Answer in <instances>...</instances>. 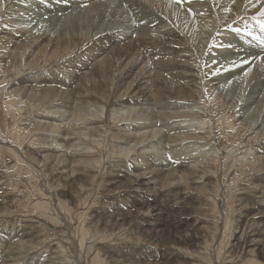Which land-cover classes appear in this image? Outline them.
<instances>
[{"label": "rangeland", "instance_id": "obj_1", "mask_svg": "<svg viewBox=\"0 0 264 264\" xmlns=\"http://www.w3.org/2000/svg\"><path fill=\"white\" fill-rule=\"evenodd\" d=\"M168 1L171 8L166 6L167 11H164L165 13L158 10L159 6L157 8L151 6V8H146V11L151 14L152 19L153 17L158 21L166 19L164 25L170 30H178L176 22L180 26L179 21L184 20L181 18H187L185 19L187 22L185 21L184 24L192 36L190 40L184 38L185 43L177 49L180 53L186 51L184 54L187 56L180 59L184 60L190 68L189 72L186 69L180 71L195 74L196 77L194 75L195 81L193 82L198 83H193V87L187 90L184 88V91L179 89L182 85L179 86L176 83L178 76L172 80L168 79L169 76L166 77L168 80L164 82L168 87L163 88V91L161 89H143L146 84H141V89L136 84L130 88L132 90L128 89L137 78L143 77L147 71H154L153 74L159 72L156 75H159L160 81L163 79L162 77H165V71H160L163 60H159L157 56L159 49L163 46L161 44H156L158 47L155 46L154 49L157 52L154 50L151 56L148 55L135 69V66L131 69V64H128L133 59V55L124 56L121 53L116 55L113 51H106L110 41L105 36L90 35L88 39L79 38L76 36L80 31L79 29L72 33L68 32L69 28L66 25L57 29L55 27L57 22H41L38 15L40 3L43 5L50 0H0V102L1 109L4 111V113H0V118L2 114L4 116H2L0 123L7 120L3 128L0 127V186H2L0 187V197H2L0 198V207H3V209L0 208V264H264V243L259 250L262 252L255 253V256L250 257L251 254L246 253V246H240L241 243L238 241L243 231L245 234L249 232L250 215L264 211V208H252L256 203H264V171L259 172L258 168L255 167L257 163L250 162L254 159L250 153L255 157L260 156L257 153L259 146H263L264 134L261 132L260 136L252 134V128H254L252 124L256 118L250 122H242L244 115H239L247 113V101L256 86L252 84L256 83L258 77H255L256 80L250 84L249 91H247L248 89L244 90V88V94L238 95L240 102L237 96L231 94V89L229 90L230 95L223 93L224 87H226L225 83L232 79L226 80L221 85H214L215 78L220 79L223 76L226 78L229 73L235 72L234 70L238 65L236 64L237 61L230 65L234 58L227 61L228 58H224L222 51L228 47L231 48L234 43L235 45L244 43L245 45L248 43L254 45L256 43L254 46H264V0ZM191 3L194 7L191 6ZM189 4L191 5L189 6ZM187 5L190 7L189 11L186 10ZM192 7L194 10H191ZM32 9L36 10L33 11ZM175 9L178 11H173ZM238 11L241 13L238 14ZM167 13H170L173 19L175 18V22L167 17ZM239 15L241 18L237 17L239 19L237 20L235 17ZM235 20H237L236 23ZM239 24L241 27L238 26ZM247 24L248 27L246 28ZM237 29L242 35L236 31ZM153 36L156 38L155 40L158 39L157 41L161 42L160 36L162 35L154 32ZM237 36L240 39L236 38ZM162 37L164 38L165 35ZM254 37L257 38L253 39ZM84 38L85 40H83ZM99 38H104V42H101ZM120 45L126 46L125 44ZM218 53L222 55L220 56ZM173 54L172 51H167L163 55L165 60L163 63L165 64L166 60L172 61L174 59L172 58ZM221 57L226 60L223 59L222 61ZM150 58L156 59L153 61ZM225 61L228 62L229 66ZM149 62L153 64V71L147 68V64L152 65ZM155 62L159 63L156 65ZM263 63L264 59L260 63L261 67ZM88 66L89 69H87ZM126 66H130L127 69L130 71L129 77H125V73L128 72L124 70ZM230 66L232 68L235 66V68L231 70ZM33 69H38V71L31 74ZM261 73L264 71L261 70ZM235 77L238 78L239 76ZM238 80L240 81V78ZM249 80L250 78L244 82L247 83ZM144 81L142 80L141 83ZM164 82L161 81L160 83L164 84ZM166 82L168 83L166 84ZM189 89H191L190 92ZM87 94H90V97ZM173 96L174 99L178 98L179 100L172 101L170 98ZM234 97L238 103H235ZM119 98L121 99L119 100ZM148 99H152L153 106L151 102L146 101ZM70 103L72 104L70 105ZM35 107H37V111ZM152 108L159 113H155ZM47 110L50 114L58 111L56 117L63 116V118L46 119L42 113ZM8 111H11L10 114ZM229 111L231 112L228 113ZM175 114H177L176 116L182 114L179 117L180 120L174 119ZM140 117L146 118L145 120L143 118L142 121ZM167 117L168 120H166ZM148 118H152V121H149ZM153 118L157 123L154 122ZM63 119L65 120L63 121ZM133 120L135 125H140L141 128L147 127L146 124L141 125L139 123L141 121L155 123L157 126H149L136 131ZM227 120L228 122H226ZM130 122L133 124L131 123V125ZM44 124L47 130L40 133L41 130L39 129L44 128ZM228 125L229 127H227ZM217 126H220L222 131ZM65 127L72 136L63 134ZM248 127L251 129L250 132H247ZM217 130L219 131L217 132ZM54 131H58V133L55 132L54 134ZM209 131L210 134L206 135ZM226 131L230 132L226 133ZM74 132L77 137L74 136ZM132 133H135L133 137ZM138 133L140 135L146 134L143 144L137 148L141 149L137 151L138 153L135 152L125 157L129 152L127 149H132L135 145V142L131 140L138 136L136 135ZM150 133L151 135H149ZM243 133L246 134L241 137ZM9 134L16 136L18 134L16 139L18 141L24 139L23 146L18 141L17 146H15L13 144L14 139L9 138ZM129 135L132 139L127 140ZM201 135L206 143H201L199 140L197 144H187L194 146V148L202 146L203 150L201 149V151H204L200 154L201 156L196 155L194 160L188 161L189 166H191L190 171L193 174L190 175V171L185 170V168L178 169V171L174 165H170L166 169L152 165L153 161H159L158 158L160 157V160L167 159L168 163L170 159V163L180 161L182 155L185 159L188 152L185 150L186 147H182L183 152H186L182 154L181 150L178 152L173 146L177 143L185 144L188 141H193L192 138L195 137L200 136L201 138ZM58 136H66L69 140L70 137L74 136V139L72 138L73 144H70L68 148L71 150L74 146L72 149H75V152H71L72 154L76 152L78 154L83 152L90 154L72 158L62 157L65 155V152L62 151L63 148L61 150L64 143H61ZM80 137L82 143L79 142ZM165 137L166 140H164ZM180 137H187L190 140L175 142ZM256 137L258 139H255ZM146 138L149 140L146 141ZM206 138L207 140L211 138V140L207 142ZM39 139H41V143ZM218 139L220 140L218 141ZM46 143L60 145L61 147L59 148L57 145L56 149H60L62 153L57 151L40 152L39 144ZM3 147H8L6 152L1 150ZM120 148L122 149L119 150ZM8 149H17L18 156H10ZM152 149L155 151H153V155L156 154L157 157L147 155L152 153L149 152ZM252 149H255L254 152L257 150V153H254ZM26 150L34 151L37 161L30 159L28 154L24 152ZM196 152L195 154H197ZM140 154L145 155V157ZM152 156L154 160L151 158ZM250 156L252 159L246 161ZM18 158H21L19 162L16 160ZM23 160L25 161L23 162ZM33 162L37 163L34 164ZM13 163L16 164V167ZM205 165L207 168L204 170L200 168ZM135 166L138 169H135ZM150 166L153 171L148 169ZM194 168L200 169V172H193L195 171ZM216 168L218 172L215 171ZM244 168L245 171H243ZM123 169L124 172L120 173L119 177H113L117 170ZM59 170L70 171V174L79 173V176L77 179L71 177L70 180H64L59 174L57 175ZM205 170L215 172V179L214 177L208 179L204 182L205 185L197 184L196 182L202 181L199 177L202 176L203 172L206 174ZM84 172L85 174H83ZM129 174L134 177H129ZM143 175L147 177L143 181L155 182L150 186L156 187L152 191L156 195L153 200L146 199L145 192H137L138 185L134 186L133 183H130L131 179ZM57 177L60 180H57ZM11 191L13 192L11 193ZM177 198L179 201L182 200L180 204L176 205L174 202ZM148 212H151L149 213L151 215H148ZM29 221L35 222L32 225L28 223ZM258 221H264V219H258ZM25 222L27 225L24 224ZM28 225L33 226V230L37 234L31 243H26L23 246L21 243L24 239L17 238L15 232ZM84 230L83 239L80 233H83ZM8 238H10L9 241L6 240ZM33 243L35 244L34 249ZM53 244H56V248L52 247ZM114 244L116 245L114 246ZM2 246L4 247L2 248ZM149 253L150 255L146 256ZM9 255L10 257H8ZM60 256L62 257L60 258ZM6 258L14 259L11 262L2 261Z\"/></svg>", "mask_w": 264, "mask_h": 264}, {"label": "bare ground", "instance_id": "obj_2", "mask_svg": "<svg viewBox=\"0 0 264 264\" xmlns=\"http://www.w3.org/2000/svg\"><path fill=\"white\" fill-rule=\"evenodd\" d=\"M143 2H141L140 0H50V2H48V3H43V5H42V3H40V6H39V10L40 11H38V15H39V20L42 22H57L58 24L57 25H55V27L58 29V28H60V27H62V25H66V27H68L69 28V30H68V32H72L73 33V31H77V29H79L80 31H78L79 33L76 35V36H79V38H83V37H85L86 39H88L89 38V36L91 35V36H94V35H100V37H102V36H105L106 38H107V40L108 41H110V45H108L107 47L108 48H106L105 50L106 51H108V50H110V51H113L116 55H118L119 53H121V54H124V56L126 55H130V56H132L133 55V59L129 62V64L128 65H130L131 64V67L130 66H126V68L124 69V70H127L129 67L131 68V69H133L132 67L133 66H135L134 67V69L137 67V65L142 61L143 62V60L145 59V58H147L148 57V55H150L151 56V54H153L154 52V48H155V46H157L156 44H161V45H163V46H161V48L159 49V51H158V53H157V56H158V58H159V60L161 59V60H163V62L165 61L164 59H163V55L164 54H166L167 53V51L169 52H173L174 54H173V57L172 58H174L172 61H170V62H168L167 60H166V62H165V64L163 63V62H161V64H162V67H165V68H162L161 67V69L162 70H160V71H165L164 72V76L165 77H162L161 79V81L162 82H164L165 80H168V79H175V76H178L179 78H178V80H177V85H179V86H181L182 85V87H179V89L181 88V89H183L182 91H184V88L187 90L188 88H190V87H193V81H195V79H194V75L192 74V73H185V72H182V71H184L185 69L189 72V68H190V66L184 61V60H181L180 58L181 57H185V56H187V54H184V52H186V51H184V52H182V53H180L179 52V50L177 49V48H180V47H182V44L183 43H185V39L184 38H186V39H189L190 40V38H191V34H190V31H189V29H188V31H187V27H186V25L184 24L185 23V19H187V18H181V19H184V20H180L179 21V23H180V26L177 24V22H176V26H177V29L178 30H170V29H167L166 28V25H164V23H165V20L163 21H158V19H156L155 17H153V19L151 18V14H149L148 13V11H146V8H151V6H156V8L159 6V9L158 10H160V11H162V12H164V11H167V8H166V6L168 7H170V5L168 4L169 3V1L168 0H142ZM227 1V0H226ZM35 2V1H34ZM38 2V1H37ZM44 2V1H43ZM188 2H192V1H188ZM188 2H186V3H188ZM227 2H229V1H227ZM227 2H226V4H227ZM240 2V1H239ZM224 3H225V1H224ZM241 3V2H240ZM250 3V2H249ZM264 3V2H263ZM32 4V3H31ZM30 4V5H31ZM34 4V3H33ZM32 4V5H33ZM192 4V3H191ZM191 4H189V6L191 5ZM200 4V3H199ZM39 5V4H38ZM188 6V5H187ZM188 6V8L186 9L187 11H189L188 9L190 8ZM191 6H193V4L191 5ZM203 6V5H202ZM224 6H226V5H224ZM240 6V5H239ZM194 7V6H193ZM193 7H192V9L191 10H194L193 9ZM222 7H223V5H222ZM257 7H258V5H257ZM261 7V6H260ZM31 8H32V6H31ZM35 8H36V6H35ZM155 8V7H154ZM171 8V7H170ZM173 8H175V7H173ZM186 8V7H185ZM221 8V7H220ZM225 8V7H224ZM169 9V8H168ZM198 9V8H197ZM229 9V8H228ZM236 9V8H235ZM239 9H241L240 7H239ZM239 9H237V10H239ZM30 10V9H29ZM33 10V9H32ZM34 10H36V9H34ZM33 10V11H34ZM151 10H153V9H151ZM170 10V9H169ZM168 10V11H169ZM177 9H175V10H173V11H176ZM223 10V9H222ZM256 10H258V9H256ZM155 11L157 12V10L155 9ZM155 11H153V12H155ZM178 11V10H177ZM227 11V10H226ZM236 11V10H235ZM241 11V10H240ZM246 11V10H245ZM161 12V13H162ZM195 12V11H194ZM27 13V12H26ZM25 13V14H26ZM37 13V12H36ZM165 13V12H164ZM163 13V14H164ZM173 13V12H172ZM190 13H191V11H190ZM233 14H234V12H232ZM235 13H237V12H235ZM241 13V12H240ZM239 13V11H238V14H240ZM248 13V12H247ZM32 14V13H31ZM153 14H155V13H153ZM159 14V13H158ZM169 14V15H168ZM174 14V13H173ZM192 14V13H191ZM28 15V14H27ZM156 15H157V13H156ZM175 15V14H174ZM24 16V15H23ZM155 16V15H154ZM173 16V15H172ZM176 16V15H175ZM175 16H173V17H175ZM186 16V15H185ZM232 16H234V15H232ZM26 17V16H25ZM167 17H170L169 19H171V20H173L174 22H175V18L173 19L172 17H171V15H170V13H167ZM181 17V16H180ZM237 17H239V18H241L240 17V15L239 16H236L235 18L237 19V20H239ZM155 18V19H154ZM162 18V17H161ZM190 18V17H189ZM188 18V19H189ZM233 18V17H232ZM177 19H178V17H177ZM176 19V20H177ZM231 19V18H230ZM237 20H235V23H236V21ZM178 21V20H177ZM233 21V20H232ZM187 22V21H186ZM234 23V22H233ZM239 23V22H238ZM242 23V22H241ZM248 23V22H247ZM41 24V23H40ZM190 24V23H189ZM244 24V23H243ZM245 25V24H244ZM20 26H22V25H20ZM239 27H241V25L239 24L238 25ZM251 26V25H250ZM261 26V25H260ZM194 27V26H193ZM248 27V24H247V26H246V28ZM253 27H255V26H253ZM262 27V26H261ZM260 27V28H261ZM55 28V29H56ZM245 28V27H244ZM191 29H192V27H191ZM190 29V30H191ZM194 29V28H193ZM262 29V28H261ZM250 30V29H249ZM255 30V29H254ZM240 31H242V30H240ZM251 31V30H250ZM261 31V30H260ZM154 32H158L160 35H165V37L163 38L162 36H160V40H161V42H158L157 40H155L156 38L153 36V33ZM247 32H249V31H247ZM253 32V31H252ZM127 33V35H125ZM240 33V32H239ZM76 34V33H75ZM74 34V35H75ZM241 35H242V33H240ZM244 34V33H243ZM254 34V33H253ZM263 34V33H262ZM261 34V35H262ZM237 35V34H236ZM245 35H246V33H245ZM255 35V34H254ZM260 35V36H261ZM264 35V34H263ZM19 36V35H18ZM234 36V35H233ZM239 36V35H238ZM236 37V38H239V37ZM242 37V36H241ZM258 37V36H257ZM256 37V38H257ZM263 37V36H262ZM85 38L83 39V40H85ZM203 38V37H202ZM232 38V37H231ZM234 38H235V36H234ZM255 37L253 38V39H256ZM94 39V38H93ZM100 39V41L102 42H104V38L103 39H101V38H99ZM240 39V38H239ZM248 39H249V37H248ZM263 39V38H262ZM12 40V39H11ZM96 40V39H95ZM150 40H152V42H150ZM153 40H155V41H153ZM164 40V41H163ZM200 40H203V39H200ZM231 40V39H230ZM237 39H235V41H236ZM245 40V39H244ZM259 40V39H258ZM99 41V42H100ZM238 41V40H237ZM241 41V40H240ZM246 41V40H245ZM252 41H254V40H252ZM263 41V40H262ZM200 42V41H199ZM260 42V41H259ZM227 43H229V42H227ZM233 43H234V40H233ZM240 43V42H239ZM242 43H243V41H242ZM252 43V42H251ZM120 44H125L126 46H123L122 47V45H120ZM230 44V43H229ZM256 44V43H255ZM254 44V45H255ZM53 45V44H52ZM202 45V44H201ZM204 45V44H203ZM202 45V46H203ZM227 45V44H226ZM254 45H252V44H250V43H248V44H246L245 45V43L244 44H238V45H235V43H234V46L233 45H231V48L230 47H228V48H226L224 51H222L223 52V55H224V58L226 57V59H227V61L229 60V59H232V58H234V62L235 61H237L236 62V64H238L237 65V67H236V69L233 71L234 73H232V74H230L229 73V75L225 78V76H221L222 78H220V79H216L215 78V76H214V78H215V83H214V85L216 84V85H221L223 82H226V80H230V79H232L231 81H227V83H225V86L226 87H224L225 88V90L223 91V93H227L228 95H230V92H229V90L231 89V94H233L235 97L237 96L238 97V95L240 94V93H242V94H244V92H243V89L244 90H247L251 85V83H253L252 81L253 80H256V78L255 77H258L257 78V80H256V83L255 84H252V85H256L255 87H254V90L250 93V95H249V98L248 97H245V98H248L249 100L247 101L248 102V109H247V113H242V114H239V115H244L243 116V119H242V122H244V121H247V122H250L251 120L253 121L254 120V118H256V120L253 122V126H254V128H252V134L254 133V135H256V136H260L261 134H260V132L261 133H263L264 134V132H262V131H264V73H261L260 74V72H261V70H262V72L264 71V63L262 64V67H261V65H260V63H261V61L264 59V46H260V47H257V46H254ZM82 46H83V44H82ZM200 46V45H199ZM158 47V46H157ZM91 48V47H90ZM119 48V49H118ZM223 50V49H222ZM109 51V52H110ZM156 51V50H155ZM153 52V53H152ZM157 52V51H156ZM221 51H220V53H222ZM219 54V53H218ZM172 55V54H171ZM217 55V54H216ZM220 55V54H219ZM222 55V54H221ZM220 55V56H221ZM153 56V55H152ZM156 57V56H155ZM213 57V56H212ZM215 57V56H214ZM154 58V57H153ZM157 58V57H156ZM155 58V59H156ZM167 58V57H166ZM171 58V59H172ZM220 58V57H219ZM223 58V59H224ZM236 58V59H235ZM150 59H152V58H150ZM154 59V60H155ZM181 61H180V60ZM215 59V58H214ZM221 59H222V57H221ZM223 59H222V61H223ZM226 59H224V60H226ZM153 60V59H152ZM153 60V61H154ZM158 60V61H159ZM219 61H220V59H219ZM227 61H225L226 63H227V65H228V62ZM231 61V60H230ZM216 62H217V59H216ZM117 63V62H116ZM148 63V62H147ZM149 63H151V62H149ZM156 63H159V62H155L154 64H156ZM218 63V62H217ZM221 63V62H220ZM230 63H232V64H230V65H233V60H232V62H230ZM152 64V63H151ZM225 64V63H224ZM157 65V64H156ZM258 65H260V66H258ZM122 66V65H121ZM153 66V64L152 65H150V64H147V68L148 69H150V70H154V67H152ZM158 66H159V64H158ZM229 66V65H228ZM117 67V66H116ZM155 67H157V66H155ZM38 68V67H37ZM219 68V67H218ZM228 68V67H227ZM229 68H232L231 66L229 67ZM233 68H235V66L233 67ZM233 68L231 69V70H233ZM259 68V69H258ZM40 69V68H39ZM87 69H89V66L87 67ZM130 69V70H131ZM147 69V70H148ZM220 69V68H219ZM224 69V68H223ZM222 69V70H223ZM180 70H182V71H180ZM230 70V71H231ZM31 71V70H30ZM36 71H38V69L37 70H34L33 69V71L31 72V74L33 73V72H36ZM123 71V70H122ZM128 71V70H127ZM156 71V70H155ZM130 71H128V72H126L125 73V77H129L130 75L128 74ZM168 72V73H167ZM191 72V71H190ZM154 73V71L153 72H151V71H147V73L142 77V79H140V78H137L133 83H132V86H130L128 89H130V88H132L133 87V85L134 84H136V86L137 85H139V88L141 87V84H146V86H145V88L143 87V89H149V90H151V89H158V90H164V89H166L168 86L167 85H165V82H164V84L162 83H160L161 81H160V78H159V75L157 76L156 74H158V73H156V74H153ZM167 73V74H166ZM227 73V72H226ZM226 73H224V74H226ZM216 75V74H215ZM219 75V74H218ZM239 76L238 78H240V81L238 80V78L237 77H235V76ZM163 76V75H162ZM170 77V78H168V79H166V77ZM195 77H196V75H195ZM216 77H218V76H216ZM219 78V77H218ZM248 78H250V80H249V82H247V83H245L244 81H246ZM234 79V80H233ZM142 80H145L144 82H142L141 83V81ZM171 80H169V81H171ZM236 80H238V81H236ZM179 81V82H178ZM196 81H197V79H196ZM173 83L175 82V81H172ZM181 82V83H180ZM168 82H166V84H167ZM171 83V82H170ZM198 83V82H197ZM196 82L194 83V84H197ZM213 83V82H212ZM240 83V84H239ZM181 84V85H180ZM243 84H244V86H243ZM184 86V87H183ZM195 86V85H194ZM224 86V85H223ZM213 87V86H212ZM164 88V89H163ZM197 88V87H196ZM222 88V87H221ZM224 88H222V89H224ZM141 89V88H140ZM180 89V90H181ZM250 89V88H249ZM249 89L247 90V91H249ZM21 90H22V88H21ZM130 90H132V89H130ZM129 90V91H130ZM179 90V91H180ZM185 90V91H186ZM194 90V89H193ZM192 90V91H193ZM212 90V89H211ZM61 91V90H60ZM155 91V90H154ZM166 91V90H165ZM189 92L191 91V89H189L188 90ZM246 91V92H247ZM251 91V90H250ZM215 92V91H214ZM245 92V93H246ZM221 93V92H220ZM241 94V95H242ZM90 94H87V96H89ZM214 95V94H213ZM224 95V94H223ZM228 95H227V98H228ZM226 96V95H225ZM246 96V95H245ZM79 97H81V96H79ZM83 97V96H82ZM90 97V96H89ZM230 97V96H229ZM231 97H232V95H231ZM231 97H230V99H231ZM234 97V98H235ZM130 98H131V96H130ZM170 98V97H169ZM226 98V97H225ZM233 98V99H234ZM239 98V97H238ZM78 99V98H77ZM121 98H119V100H120ZM172 101H174V100H179L178 98H175L174 99V96H173V98H170ZM218 99V98H217ZM243 99H244V97H243ZM74 100V99H73ZM138 100V99H137ZM145 100V99H144ZM229 100V99H228ZM236 100V98L234 99V101ZM239 100V102H240V98L238 99ZM237 100V101H238ZM241 100H242V97H241ZM246 100V99H245ZM143 101V100H142ZM146 101H149V103L151 102V104H152V106L154 105V102L152 101V99H148V100H146ZM181 101V100H180ZM184 101V100H183ZM182 101V102H183ZM232 101V100H231ZM234 101H233V103H234ZM76 102V101H75ZM170 102V101H169ZM175 102V101H174ZM244 102V101H243ZM4 103V102H3ZM3 103H2V105H3ZM59 103H60V101H59ZM64 103V102H63ZM88 103V102H87ZM232 103V102H231ZM235 103H238V102H236L235 101ZM242 103V102H241ZM244 103V105H246ZM52 104V103H51ZM62 104V103H61ZM66 104H68V103H66ZM72 103H70V105H71ZM88 104H90V103H88ZM146 104V103H145ZM148 104V103H147ZM175 104V103H174ZM69 105V104H68ZM243 105V106H244ZM126 106V105H125ZM242 106V107H243ZM3 107V106H2ZM241 107V106H240ZM245 107V106H244ZM244 107H243V109H244ZM52 108V107H51ZM50 108V109H51ZM68 108V107H67ZM154 108H156V107H154ZM154 108H152L153 110H154V112L156 113H159L158 111H155L156 109H154ZM239 108V107H238ZM246 108V107H245ZM35 109H36V111H37V107H35ZM46 110V109H45ZM125 110V109H124ZM142 110V109H141ZM146 110V109H145ZM147 111V110H146ZM145 111V112H146ZM150 111V110H149ZM239 111V110H238ZM237 111V112H238ZM241 111V110H240ZM4 113V111H2V109H1V102H0V113ZM10 112L11 111H8V114H10ZM153 112V113H154ZM231 111H229L228 113H230ZM234 112H235V110H234ZM236 112V113H237ZM242 112V111H241ZM38 113V112H37ZM36 113V114H37ZM41 113V112H40ZM59 112L58 111H56L55 113H53V114H50V112L47 110L46 112L45 111H43V113H42V115L43 116H45V118L46 119H58L59 117H61V116H59V117H56V115L58 114ZM152 113V114H153ZM160 113H162V112H160ZM164 113V112H163ZM235 113V114H236ZM7 114V113H6ZM7 114V115H8ZM144 113H142V115H143ZM169 114V113H168ZM234 114V115H235ZM5 115V114H4ZM135 115V114H134ZM141 115V116H142ZM145 115V114H144ZM165 115H166V113H165ZM177 114H175L174 115V119L176 120V118H178L179 119V117L182 115V114H180V116H176ZM232 115H233V113H232ZM238 115V114H237ZM2 116H3V114H2ZM2 116H1V118H0V121H1V119H2ZM55 116V117H54ZM58 116V115H57ZM167 116V115H166ZM176 116V117H175ZM4 117V116H3ZM133 117V116H132ZM151 117V116H150ZM154 117H155V115H154ZM160 117H162V116H160ZM159 117V118H160ZM173 117V116H172ZM182 117H184V116H182ZM228 117H230V116H228ZM234 117H236V116H234ZM233 117V118H234ZM239 117V116H238ZM8 118V117H7ZM63 118V116L61 117V119ZM136 118H137V116H136ZM141 118V117H140ZM144 118V117H143ZM143 118H141V120L143 119ZM146 118V117H145ZM145 118H144V120H145ZM163 118V117H162ZM240 118V117H239ZM10 119V118H9ZM149 119V118H148ZM148 119H146V120H148ZM152 119V118H151ZM151 119H149V121L151 120ZM155 119H156V117H155ZM155 119L153 118V120H154V122L155 123H157L156 121H155ZM158 119V118H157ZM232 119V118H231ZM65 119H63V121H64ZM166 120H168V117H167V119ZM180 120V119H179ZM230 120V119H229ZM241 120V119H240ZM63 121H62V123H63ZM137 121V120H136ZM143 121V120H142ZM139 122V121H137V122H139V123H141V125L142 124H146L145 126H147V127H149V126H151V127H153L154 125H156L155 123H150V122ZM152 121V120H151ZM163 121H165V120H163ZM173 121V120H172ZM6 122H7V120H3L1 123H0V127L1 128H3V126L6 124ZM132 122H134V120L132 121ZM132 122H130V124L132 123ZM159 122V121H158ZM226 122H228V120L226 121ZM160 123H161V120H160ZM231 123V122H230ZM41 124H42V122H41ZM96 124V123H95ZM126 124V123H125ZM133 124V123H132ZM131 124V125H132ZM227 124H229V123H227ZM226 124V125H227ZM249 124H251V123H249ZM56 125V124H55ZM162 125V124H161ZM234 125V124H233ZM63 126V125H62ZM64 126H66V125H64ZM91 126V125H90ZM93 126V125H92ZM134 126H135V128H136V131H138V130H140V129H145V128H147V127H143V128H141V126L139 127V126H136L135 125V122H134ZM144 126V125H143ZM157 126V125H156ZM221 126V125H220ZM219 126V127H220ZM234 126H236V125H234ZM7 127H9V126H7ZM43 127L44 128H41V129H39V130H41L40 131V133L42 132V131H46L47 130V128L45 127V124L43 125ZM99 127V126H98ZM174 127V126H173ZM178 127H180V126H178ZM182 127V126H181ZM218 127V126H217ZM218 127V129H220L221 130V128H219ZM226 127V126H225ZM227 127H229V125L227 126ZM26 128H28V127H26ZM61 128V127H60ZM134 128V129H135ZM235 128V127H234ZM250 128H251V126H250ZM6 129V128H5ZM8 129V128H7ZM62 129V128H61ZM132 129V128H131ZM175 129V128H174ZM179 129H183V128H179ZM213 129V128H212ZM248 129H249V127H248ZM247 129V130H248ZM29 130V129H28ZM50 130V129H49ZM119 130H121V129H119ZM178 130V129H177ZM6 131V130H5ZM14 131V130H13ZM31 131V130H30ZM59 131V130H58ZM58 131H54V134H55V132H57L58 133ZM212 131V130H211ZM219 130H217V132H218ZM222 131V130H221ZM251 131V129H249L247 132H250ZM36 132V131H35ZM50 132V131H49ZM53 132V131H52ZM69 130L67 129L66 130V127H65V130L63 129V134H65V135H67V136H72V135H70L69 133ZM72 132V131H71ZM120 132H122V131H120ZM140 132V131H139ZM156 132V131H155ZM155 132H152V133H155ZM230 132V131H229ZM229 132H227L226 131V133H229ZM232 132V131H231ZM20 133H21V131H20ZM29 133V132H28ZM161 133H162V131H161ZM160 133V134H161ZM207 133V132H206ZM213 133V132H212ZM224 133V132H223ZM12 134H13V132H12ZM12 134H9V138H12V139H14V141H13V144H15V146H17V141L18 140H16L17 138H18V134H17V136L16 135H12ZM15 134V133H14ZM32 134V133H31ZM36 134V133H35ZM43 135H44V133H42ZM53 134V133H52ZM120 134V133H119ZM122 134V133H121ZM135 133H132L131 135H132V137H133V135H134ZM159 134V133H158ZM157 134V136H159ZM204 134V133H203ZM210 134V131H209V133H207L206 135H209ZM246 133H243V136H241V137H244V135H245ZM4 135V134H3ZM8 135V134H7ZM41 135V134H40ZM76 134H75V132H74V136H75ZM131 135H129L128 136V139L127 140H130V139H132L131 138ZM136 135H138V136H136V137H134L131 141H134L135 142V145L133 146V148L132 149H127V151H129V152H127V154L128 155H126L125 157H128L129 155H131V154H133V153H135V152H137L138 150H140L141 148H139V149H137L141 144H143V141L145 140V135L146 134H136ZM140 135V136H139ZM149 135H151V133L149 134ZM148 135V136H149ZM165 135V134H164ZM205 135V134H204ZM228 135V134H227ZM15 136V137H14ZM46 136V135H45ZM48 136V135H47ZM51 136V135H50ZM73 136V137H74ZM80 136V135H79ZM124 136V135H123ZM125 136H127V135H125ZM198 136V135H197ZM212 136V135H211ZM263 136V135H262ZM4 137V136H3ZM32 137V136H31ZM58 137H60V136H58ZM73 137H70L71 139L69 140V138L67 137L66 138V136L65 137H60L59 138V140L61 141V143L63 142L64 143V145H62V147L60 146V145H58V144H52L51 145V143H46V144H39V149H40V152H43V151H57V152H61V150H62V148H63V150L62 151H64L65 152V155H62V157L63 156H66L67 158L69 157V158H72V157H76V156H80V155H87V154H90V153H88V152H83V153H81V154H78L77 152L76 153H74V154H72L71 152H75V149H72V148H74V146H72V148H71V150H68V148H69V146H70V144H73L72 143V141H74L73 139ZM75 137H77V136H75ZM119 137V136H118ZM150 137V136H149ZM148 137V138H149ZM163 137V136H162ZM161 137V138H162ZM191 137H195V136H191ZM52 138V137H51ZM54 138V137H53ZM73 138V139H72ZM79 138V137H78ZM148 138H146V141L147 140H149ZM152 138V137H151ZM170 138V137H169ZM207 138H209V137H207ZM207 138H206V140H207ZM262 138V137H261ZM260 138V139H261ZM4 139H5V137H4ZM21 139V138H20ZM23 139V138H22ZM30 138L28 137V140H29ZM55 139H57L56 138V136H55ZM76 139V138H75ZM80 139H81V137H80ZM121 140H122V138H120ZM193 139V141H188V142H186L185 144H181V143H177V145L175 144L173 147H175L176 149H177V151L178 150H181L182 151V154L185 152H183V150H182V147H186L185 148V150H188V152L186 153V156H185V159H183V157H184V155H182L183 157L181 158V159H183V161H181V159H179L180 161H175V162H171L170 163V161H171V159H170V161H169V163L167 162V159H165V160H160V158H158L159 159V161H153L154 160V158H153V156H155V155H153V153L155 152L153 149L152 150H150L149 152H152V153H148L147 155H153L151 158H153V160L152 159H150V160H152L153 161V163H152V165H157V166H159V168L161 167V168H163V169H166V168H168L170 165H174V166H176L177 168H175V169H182V168H185V170H188V171H190L191 170V166H189V162L188 161H192V160H194L193 158L197 155V156H199L201 153H203L204 151H201V149H202V146H200V147H196V148H194V146H188L187 144L188 143H193V144H197L198 142H199V140H200V142L202 143V142H205L204 141V137H202V135H201V138H200V136L199 137H195V138H192ZM223 139V138H222ZM255 139H258L257 137L255 138ZM263 139V138H262ZM41 139H39V141H40ZM47 140H48V138H47ZM123 140H125V139H123ZM164 140H166V137H165V139ZM173 140V139H172ZM186 140H190L189 138H187V137H180V138H177L176 140H175V142H181V141H186ZM209 140V139H208ZM208 140H207V142H208ZM210 140H211V138H210ZM209 140V141H210ZM216 140V139H215ZM220 139H218V141H219ZM5 141V140H4ZM34 141H36L37 142V140H34ZM44 141V140H43ZM42 141V142H43ZM45 141H46V138H45ZM49 141V140H48ZM76 141H77V139H76ZM82 141V139L79 141L80 143H82L81 142ZM225 141V140H224ZM223 141V142H224ZM239 141H241L240 139H239ZM19 142V144L21 145V146H23L22 145V143H25L24 142V139L23 140H19L18 141ZM26 142H27V140H26ZM53 142V141H52ZM57 142V141H56ZM55 142V143H56ZM213 142V141H212ZM262 142V141H261ZM264 142V141H263ZM40 143H41V141H40ZM45 143V142H44ZM126 143V142H125ZM145 143V142H144ZM206 143V142H205ZM211 143V142H210ZM214 143H216V142H214ZM227 143V142H226ZM246 143H248V144H251L250 142H246ZM48 144V145H47ZM50 144V145H49ZM74 144H75V142H74ZM192 144V145H193ZM211 144H213V143H211ZM221 144V143H220ZM239 144V143H238ZM244 144V143H243ZM261 144V143H260ZM1 145V144H0ZM19 145V146H20ZM57 145H58V147L60 148L61 147V150L59 149H56V147H57ZM76 145V144H75ZM80 145V144H79ZM119 145H121V144H119ZM208 145V144H207ZM236 145V144H235ZM7 146L9 147V145L7 144ZM14 146V147H15ZM26 146V145H25ZM54 146V147H53ZM162 146V145H161ZM160 146V147H161ZM196 146V145H195ZM247 146V145H246ZM1 147V146H0ZM8 147H3V148H1V150H4L5 152H6V149L8 148ZM48 147V149H46ZM115 147H116V145H115ZM144 147V146H143ZM142 147V148H143ZM169 147H171V146H169ZM181 149H180V148ZM241 147H242V144H241ZM240 147V148H241ZM260 148H259V151H258V153L255 151H253V150H255V149H252V151L254 152V153H257V155L259 156V157H255L254 155H252V153H250L251 154V156H253L254 157V159L251 161L250 160V162H252V163H257V165L255 166V167H257L258 168V171L259 172H263L264 171V143H263V146L261 147V145L259 146ZM78 148V147H77ZM179 148V149H178ZM225 148V147H224ZM249 148V147H248ZM253 148V147H252ZM37 149V148H36ZM65 149V150H64ZM85 149V148H84ZM87 149V148H86ZM92 149V148H91ZM122 148H120L119 150H121ZM125 149V148H124ZM172 149V148H171ZM175 149V150H176ZM191 149V150H190ZM204 149H205V147H204ZM10 150V151H9ZM16 150L17 149H8L7 151H8V153L10 154V156H14V157H17L18 156V154L16 153ZM142 150H144V149H142ZM141 150V151H142ZM174 150V151H175ZM203 150V149H202ZM76 151H77V149H76ZM84 151V150H83ZM123 151V150H122ZM121 151V152H122ZM154 151V152H153ZM173 151V152H174ZM197 151V152H196ZM23 152V151H22ZM24 152H26L27 154H28V156L30 157V159H33V161H34V159H35V154H34V151H32V152H29L28 150H26V151H24ZM79 152V151H78ZM120 152V151H119ZM124 152V151H123ZM171 152H172V150H171ZM176 152V151H175ZM179 152V151H178ZM195 152L197 153V154H195ZM209 152V151H208ZM248 152V151H247ZM62 153V152H61ZM138 153V152H137ZM143 153H146V152H143ZM184 153V154H185ZM244 153H245V151H244ZM6 154V153H5ZM24 154V153H23ZM37 154H39V153H37ZM92 154H94V153H92ZM123 154V153H122ZM125 154V153H124ZM123 154V155H124ZM142 154V153H141ZM140 154V155H141ZM248 154V153H247ZM262 154V155H261ZM59 155V154H58ZM57 155V156H58ZM206 155V154H205ZM232 155V154H231ZM246 155V154H245ZM249 155V154H248ZM27 156V155H26ZM27 156V157H28ZM38 156V155H37ZM41 156V155H40ZM141 156H143V157H145V155H141ZM196 156V157H197ZM201 156V155H200ZM237 156V155H236ZM249 157V158H247L248 160H246V161H249V159L251 158L252 159V157ZM5 157H7V156H5ZM28 157V158H29ZM39 157V156H38ZM42 157V156H41ZM59 157H61V156H59ZM155 157H157V156H155ZM159 157V156H158ZM232 157V156H231ZM149 158H150V156H149ZM166 158V157H165ZM200 158V157H199ZM15 159V158H14ZM30 159H28V160H30ZM5 160V159H4ZM16 160H18L17 162H19V160H21V158H18V159H16ZM26 160V159H25ZM25 160H23V162L25 161ZM39 160V159H38ZM64 160V159H63ZM169 160V159H168ZM241 160H242V157H241ZM31 161V160H30ZM35 161H37L36 159H35ZM66 161H69V159H66ZM17 162H16V164H17ZM39 162V161H38ZM41 162V161H40ZM58 162V161H57ZM243 162H244V160H243ZM249 162V165L251 164ZM34 163V162H33ZM37 162H35L34 164H36ZM42 163V162H41ZM15 163H13V165H14ZM16 164L14 165V167H16ZM22 164V163H21ZM40 164V163H39ZM39 164H37V165H39ZM207 164V163H206ZM248 164V163H247ZM41 165V164H40ZM59 165V164H58ZM61 165H63V164H61ZM246 165V164H245ZM245 165H243V166H245ZM120 166V165H119ZM208 166V165H207ZM210 166H212L211 164H210ZM209 166V167H210ZM251 166V165H250ZM20 167V166H19ZM60 167V166H59ZM59 167H58V169H59ZM130 167V166H129ZM215 167V166H214ZM213 167V168H214ZM254 167V168H255ZM135 169H138V167H134ZM151 168V166L148 168L149 170H151V171H153L152 169H150ZM201 169H205V168H207L206 167V165L205 166H201L200 167ZM9 169V168H8ZM7 169V170H8ZM10 169H12V167H10ZM9 169V170H10ZM57 169V168H56ZM118 169V168H117ZM121 169V168H120ZM157 169V168H156ZM195 169V168H194ZM218 169H219V167H218ZM46 170V169H45ZM155 170V169H154ZM157 170H159V169H157ZM217 170V168L215 169V171ZM44 171V170H43ZM161 171V170H160ZM179 171V170H178ZM193 171V170H192ZM196 171L197 172H200V169L199 170H197V169H195V171H193V172H195L196 173ZM202 171V170H201ZM220 171V170H219ZM236 171V170H235ZM240 171V170H239ZM243 171H245V168H244V170ZM247 171V170H246ZM54 172H55V169H54ZM86 172V171H85ZM85 172L83 173V174H85ZM90 172V171H89ZM122 172H124V169L123 170H117V173H115L114 175H113V177H119L121 174L120 173H122ZM216 172H218V170L216 171ZM13 173V172H12ZM159 173V172H158ZM204 173V172H203ZM202 173V176L200 175V177H199V179L200 180H202L201 182H196L197 184H203V185H205L204 184V182L205 181H207L208 179H212L215 175H216V173L215 172H213V171H210V170H205V173L206 174H203ZM234 173V172H233ZM9 174V173H8ZM60 175L61 176V178L62 179H66V180H70L71 179V177H72V179H77V177L79 176V173H71L70 174V171L69 172H67V171H58L57 172V175ZM81 174V173H80ZM191 174H193L191 171H190V175ZM215 174V175H214ZM219 174V173H218ZM15 175V174H14ZM56 175V176H57ZM131 174H129V177H134L133 175H131ZM198 175V174H197ZM197 175H196V177H197ZM85 176V175H84ZM87 176H89V175H87ZM218 176V175H217ZM8 177H9V175H8ZM194 177H195V175H194ZM252 177V176H251ZM58 179L57 180H60V178L59 177H57ZM145 178H147L146 176H137L136 177V179H131L130 180V183H133L134 184V186L135 185H138L137 187H138V189H136V191L138 192H142V193H144L145 192V194L147 195L146 196V199H148V200H153L155 197H156V195L155 194H153L152 193V191H154L155 190V188L156 187H150L152 184H154L155 182H150V181H143V179H145ZM214 179H215V177H214ZM56 181V180H55ZM195 183V182H194ZM9 184V183H8ZM1 185V184H0ZM9 185H11V184H9ZM0 187H2V186H0ZM10 187V186H9ZM13 187V186H12ZM17 187V186H16ZM13 189H14V187H13ZM60 189V188H59ZM16 190V189H15ZM134 190V189H133ZM2 191V190H1ZM10 191V190H9ZM21 191V190H20ZM13 191H11V193H12ZM16 192V191H15ZM28 193V192H27ZM181 193H183V192H181ZM246 193V192H245ZM248 193V192H247ZM5 194V193H4ZM7 194V193H6ZM18 194H20L19 192H18ZM178 194V193H177ZM21 195H24V194H21ZM140 195V194H139ZM173 195V194H172ZM250 195V194H249ZM25 196V195H24ZM170 196V195H169ZM175 197H176V194L174 195ZM12 197H13V195H12ZM23 197V196H22ZM134 197V196H133ZM172 197V196H171ZM0 198H2V197H0ZM6 198V197H5ZM7 198H9V197H7ZM35 198V197H34ZM172 198H174V197H172ZM14 199V198H13ZM29 199V198H28ZM181 199V198H180ZM18 200V199H17ZM30 200V199H29ZM119 200V199H118ZM175 200V199H174ZM178 200V198L175 200V204L177 205V204H180L181 202V200L179 201H177ZM1 201V200H0ZM8 201V200H7ZM27 201V200H26ZM16 202V201H15ZM14 202V203H15ZM30 202H31V200H30ZM121 202V201H120ZM126 203V202H125ZM124 203V204H125ZM42 204H43V201H42ZM116 204V203H115ZM128 204V203H127ZM248 205V204H247ZM255 206H253L252 208H264V203L262 202H260V203H256V204H254ZM63 206V205H62ZM125 206V205H124ZM245 206V205H244ZM2 207V206H1ZM0 207V208H1ZM27 207H28V205H27ZM39 207V206H38ZM65 207V206H64ZM22 208V207H21ZM41 208H42V206H41ZM2 209H3V207H2ZM247 209H249L248 207H247ZM28 212V211H27ZM34 212H35V210H34ZM70 212V211H69ZM73 212V211H72ZM71 212V213H72ZM39 213H41V212H39ZM149 213H151V212H148L147 214L148 215H151V214H149ZM35 214V213H34ZM42 214V213H41ZM45 214V213H44ZM120 214V213H119ZM68 215V214H67ZM72 215V214H71ZM71 215H70V217H71ZM116 215V214H115ZM35 216V215H34ZM121 216V215H120ZM251 217H250V219H249V221L251 222L248 226H250L249 227V232H248V234H245V232L243 231V233L241 234V236L239 237V242L241 243V245L240 246H246V253L247 254H251L250 255V257H252V256H255V253H260V252H262V251H260L259 252V250H260V246L264 243V221H258V219L259 220H262V219H264V211H259V212H257V213H254V214H251L250 215ZM49 217V216H48ZM47 217V218H48ZM116 217H117V215H116ZM119 217V216H118ZM129 217V216H128ZM126 218V217H125ZM53 219H55V218H53ZM73 219V218H72ZM118 219V218H117ZM57 220V219H56ZM48 221H50L49 219H48ZM54 221V220H53ZM33 222H35V221H32V222H28V223H33ZM42 222V221H41ZM57 222V221H56ZM50 223V222H49ZM54 223V222H53ZM122 223V222H121ZM19 224V223H18ZM25 225H27L26 224V222L24 223ZM34 224V223H33ZM32 224V225H33ZM52 224V223H51ZM58 224V223H57ZM149 224H152L151 222H149ZM14 225V224H13ZM23 225V224H22ZM37 225V224H36ZM54 225V224H53ZM117 225H119V224H117ZM122 225V224H121ZM77 226H79V223H77ZM248 226H247V228H248ZM246 227V226H245ZM33 226H31V225H28V226H24L23 228H22V230H18V231H16L15 232V236H17V238L19 237V239H24L23 240V243H21L23 246H24V244H26V243H31L32 242V240H34L35 238H36V236H35V234H37L36 232H35V230H33ZM79 228V227H78ZM251 228H253V229H251ZM15 230H17V229H15ZM78 230V229H77ZM37 231V230H36ZM40 231V230H39ZM153 231V230H152ZM247 231V230H246ZM46 232V231H45ZM54 232V231H53ZM12 233V232H11ZM39 233V232H38ZM41 233V232H40ZM39 233V234H40ZM80 234H82L81 236H82V238L84 239V236H85V230L83 231V233H80ZM79 234V235H80ZM11 235V234H10ZM248 235V236H247ZM40 236V235H39ZM42 236V235H41ZM54 236V235H53ZM53 236H52V238H53ZM11 237H13V235H11ZM57 237V236H56ZM80 237V236H79ZM7 238V237H6ZM37 239H38V236H37ZM42 239V238H41ZM7 241H9L10 240V238H8V239H6ZM59 240V239H58ZM4 241V240H3ZM2 241V242H3ZM43 241V240H42ZM81 241V240H80ZM46 242V241H45ZM82 242V241H81ZM39 243V242H38ZM47 243V242H46ZM80 243V242H79ZM3 244V243H2ZM10 244H11V242H10ZM15 244V243H14ZM17 244V243H16ZM21 244L19 243V246H21ZM34 244V243H33ZM58 244V243H57ZM116 244H118V243H116ZM116 244H114V246L116 245ZM1 245V244H0ZM13 245V244H12ZM31 245V247H32V244H30ZM41 245V244H40ZM5 246V245H4ZM4 246H2V248L4 247ZM19 246H17V247H19ZM34 246H35V244L33 245V249H34ZM9 247V246H8ZM13 247H14V245H13ZM40 247V246H39ZM52 247H55L56 248V244H53L52 245ZM1 248V249H2ZM7 248V247H6ZM21 248H22V246H21ZM26 248L24 247V250H25ZM49 249V248H48ZM53 249V248H52ZM115 249V248H114ZM10 250H12V249H10ZM19 250V249H18ZM31 250H32V248H31ZM57 250V249H56ZM1 251V250H0ZM8 251V250H7ZM47 251V250H46ZM45 251V252H46ZM59 251V250H58ZM57 251V252H58ZM18 252V251H17ZM22 252V251H21ZM25 252V251H24ZM42 252V251H41ZM44 252V251H43ZM52 252V251H51ZM54 252H56V251H54ZM53 252V253H54ZM115 252V251H114ZM113 252V253H114ZM8 253V252H7ZM10 253V252H9ZM13 253V252H12ZM16 253V252H15ZM14 253V254H15ZM47 253V252H46ZM49 253V252H48ZM11 254V253H10ZM18 254H20L19 252H18ZM4 255V254H3ZM22 255H23V252H22ZM21 255V256H22ZM57 255V254H56ZM97 255V254H96ZM150 255V253L149 254H147L146 256H149ZM257 255V254H256ZM7 256V255H6ZM16 256V255H15ZM26 256H27V254H26ZM8 257H10V255L8 256ZM48 258H49V256H47ZM53 257V256H52ZM62 256H60V258H61ZM19 258V257H18ZM17 258V259H18ZM12 259H14V258H12ZM11 258H6V259H4V260H2V261H10L11 262V260H12ZM20 259V258H19ZM36 259V258H35ZM34 259V260H35ZM40 259V258H39ZM45 259H47L46 257H45ZM54 259V258H53ZM37 260V259H36ZM51 260V259H50ZM60 260V259H59ZM92 261H93V259H92ZM120 261V260H119ZM39 262V261H38ZM41 263H42V261H40ZM43 262H45V260H43ZM56 262H58L57 260H56ZM5 263V262H4ZM16 263V262H15ZM51 263V262H50ZM55 263V262H54ZM59 263V262H58ZM3 264V263H2ZM37 264V263H36ZM40 264V263H39ZM44 264V263H43ZM61 264V263H60Z\"/></svg>", "mask_w": 264, "mask_h": 264}, {"label": "snow or ice", "instance_id": "obj_3", "mask_svg": "<svg viewBox=\"0 0 264 264\" xmlns=\"http://www.w3.org/2000/svg\"><path fill=\"white\" fill-rule=\"evenodd\" d=\"M236 31H237V32H239V30H238V29H237ZM233 63H234V61H233Z\"/></svg>", "mask_w": 264, "mask_h": 264}]
</instances>
